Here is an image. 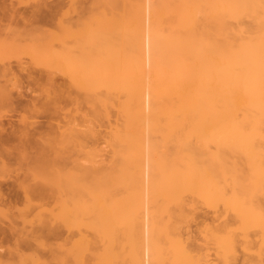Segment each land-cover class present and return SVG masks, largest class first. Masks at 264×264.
Returning <instances> with one entry per match:
<instances>
[{"label":"rangeland","instance_id":"1","mask_svg":"<svg viewBox=\"0 0 264 264\" xmlns=\"http://www.w3.org/2000/svg\"><path fill=\"white\" fill-rule=\"evenodd\" d=\"M157 1L0 0V140L4 139V143L0 141V198L7 197L11 203L6 206L8 200L0 199V264H142L145 253L148 264H225L218 247L225 228L237 235L227 264H264V228L253 225L255 222L244 223L220 202L216 166L210 159L217 151L215 117L204 116L212 123L205 122L201 133L191 134L177 126L168 134L151 128L149 120L143 129L125 127L127 117L122 106L128 92L124 81L132 50L138 46L133 26L139 31V47L144 48L142 97L145 111L149 108L148 93L156 68L151 49L148 52L144 46L149 47L157 24ZM132 82L130 86L135 87ZM206 101L210 105L214 102L212 97ZM72 127L80 132L68 145L58 146L57 154L53 146L34 143L36 140L29 143L34 137L48 138ZM120 135L128 140L140 136L141 147L137 149L123 138V142L118 141ZM185 147L193 148L195 165L205 175L193 190L177 185L174 189L168 183L169 165L175 171L181 168L173 162L172 153ZM22 148H27L29 156ZM11 151L23 154L14 157L17 153L12 155ZM25 156L33 158L36 165ZM40 159L47 162L43 166L48 170L67 171L76 165L78 173L87 169L79 173L84 187H93L94 175L104 173L103 184L113 213L109 246L89 227L93 219L88 214L59 218L56 212L61 208L52 199L46 200L48 195L39 200L35 193L32 201L41 207L25 205V193L12 182L28 177L26 170L41 166ZM26 177L21 179L30 183ZM6 194H12L14 201ZM46 194L41 192V196ZM263 194L254 193L258 211L264 210ZM81 199L82 203L90 202L86 196ZM224 225L227 227L223 229ZM106 246L110 257L104 254ZM15 247H20L22 257L9 253Z\"/></svg>","mask_w":264,"mask_h":264},{"label":"bare ground","instance_id":"2","mask_svg":"<svg viewBox=\"0 0 264 264\" xmlns=\"http://www.w3.org/2000/svg\"><path fill=\"white\" fill-rule=\"evenodd\" d=\"M157 2V10L154 8L156 10V13H154L156 14V20L155 18L153 19L157 21V24H155L151 33L149 47L144 46L147 51L151 49V53L154 56V58H151L154 59L156 68V72H153L155 80H153L154 83L150 90L151 94L148 93L151 97L150 102L148 101L150 104L147 112L143 104L142 89L144 87L141 80V59H143L142 50L144 48L139 47L141 40H139L137 33L138 28L136 26L131 28V31L136 33L137 41L135 39V42L138 46L136 50H132L131 61L128 64L130 70H127L126 80L124 81L126 83V92H128V99L122 106V110L127 117L125 127L143 129L144 123L149 120L152 125L147 123L146 126L150 125L151 128L154 126L155 130L161 128L165 132L167 131L168 134L174 131L173 129L177 128V126L182 127L183 130L186 128L189 133L192 131L201 133L205 122L210 121L212 123L210 119L205 121L206 118L204 119V116L215 117L213 119L215 124L213 122V125H215L217 130L215 138L217 151L210 159L214 160L216 166L214 172H216L219 184L215 185V187H218L216 190H218L220 202L224 209L229 210L231 208L235 215L244 223L247 221L255 222L253 225H260V227L264 228V210L258 211L253 200L255 192H261L262 194L264 192V0H159ZM135 20L134 23H137ZM131 82L136 86L134 87L133 85L131 87ZM52 83L55 84L53 81ZM208 97H212L214 100L211 105L208 103L209 101H206ZM198 118L201 123L197 120ZM78 131L80 132V130L72 127L65 133L58 132L48 138L40 135V141L37 137H32V141L27 142L31 144L36 140L34 143L47 144L49 147L51 146L50 148L53 146L55 148L54 152L57 154V152L59 153V147H62L64 143L73 141ZM119 138L118 141L120 142L122 138L125 139L121 135ZM140 139V136H137L134 139L125 140L130 144H134L138 149L139 142H141ZM177 140L175 141L177 142ZM0 141L4 143V139ZM74 141L76 142V138ZM182 141L184 142L183 139ZM122 144L121 146H123ZM20 148L18 147L19 151H17V148L14 149L20 153ZM25 149L27 148H22V152L25 154L26 151V155L29 156L27 150L30 147L27 150ZM16 151H11L10 153L13 152L12 155H14ZM35 152L37 151H34V157L37 156ZM193 153L192 147H185L183 150H177L176 153H172L174 154L173 158L176 159L173 162H178L181 168L179 169L180 171H175L177 169L174 164L175 169L169 165L167 169L169 178L166 176L169 179V186L174 187L177 185V187L181 186L190 190L199 186L200 180L205 175L200 167L195 165L197 163ZM17 155L18 153L14 157ZM20 155L18 156L20 157ZM41 155H43V158L45 157L44 154ZM27 156H25L26 159H29ZM2 157L4 159V155ZM32 159L29 160L35 164V160L33 161ZM45 160L49 161L51 159L45 157ZM43 161L39 160V163L42 164L41 166H38L36 161L38 167L32 166L33 168L30 169L29 166V170H26L29 172L27 181L31 180L30 183H25V180L21 179L27 175L21 178L16 177L19 181L15 178L16 180L12 182L15 183L14 185H20L19 188L23 190L22 194L25 193L23 195L26 204H23L27 207L28 205L29 207L30 205L31 207H41L40 203L38 205L33 203L32 200L35 197H31V195L33 196L34 193V195H39L40 197H37L39 200L40 198L42 200L43 196L46 198L45 196L48 195L46 200L52 199L54 204L61 208L56 212V216L59 218L64 214L73 218L79 214H88L93 219L89 223V227L104 241L105 245L109 246L110 240H112L110 227L113 213L111 212L109 198L105 190L107 188H104L103 184V180H105L104 173H94L96 180L91 179L95 181L93 183L95 185L89 188L84 187L86 184L82 185L81 181L84 179H79V173L84 174L87 169H82L78 173L75 168L76 165L67 171H61L56 168L48 170L43 166L47 162L44 163ZM162 162L161 164L165 161ZM165 165L163 164L162 166ZM98 168L96 167V169ZM160 168L162 167L159 166ZM163 170L166 169L163 168ZM161 173L163 172L161 171ZM143 174L146 175V172ZM14 185L10 184V187L14 188ZM18 186L15 188H18ZM259 187H262V189H259ZM174 189L176 188L174 187ZM255 189H258V192ZM21 190L19 189V191ZM44 191L47 194L41 196V192L44 194ZM13 195L15 196V192ZM13 195L9 194L7 196L12 198L14 197ZM85 196L90 199L89 203H82L81 200L83 199L81 198ZM6 198L4 200L0 199L3 202L8 200L10 203L9 198ZM12 199L13 202L14 198ZM9 203H6V206H11V203ZM224 227L227 226L224 225L223 229ZM227 229H224L223 236L221 235L219 237L221 239L218 240L219 252L225 264L230 260L228 252L234 248L237 236L234 235V231L232 232L228 229V232ZM226 231L227 234L225 233ZM107 246L104 254L110 257L109 249H106L109 248ZM20 252V247H15L13 250L9 249L11 255L17 254L22 257L19 254ZM145 254H143L145 257L141 258L142 264H148L146 258L148 255L147 253Z\"/></svg>","mask_w":264,"mask_h":264}]
</instances>
